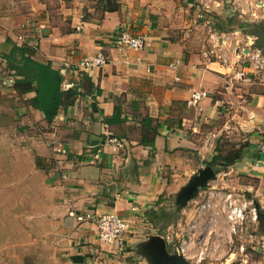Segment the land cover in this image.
<instances>
[{
    "label": "crops",
    "instance_id": "crops-1",
    "mask_svg": "<svg viewBox=\"0 0 264 264\" xmlns=\"http://www.w3.org/2000/svg\"><path fill=\"white\" fill-rule=\"evenodd\" d=\"M225 1L0 0V136L8 137L13 179L43 178L42 191L29 189L18 216L26 222L41 217L36 223L55 230L59 254L51 264H175L169 233L161 229L175 225L166 198L177 193L184 211L200 202L199 193L216 192L213 210L221 209L223 189L206 184L225 171L210 164L224 129L243 137L236 143L243 154L230 167L264 219V70L253 73L243 56L257 39L254 29L246 34L218 25ZM122 29L147 34L152 44L119 49L114 37ZM212 49L227 62L209 58ZM98 52L110 57L105 66L80 68L84 55ZM27 56L63 76V103L52 122L35 107V91L19 93L2 75V69L14 73L12 64ZM240 69L250 79H234ZM194 90L209 96L190 105ZM108 135L123 144L107 143ZM53 142L63 144L65 153L53 152ZM208 166L215 176L186 204L180 202L183 189ZM246 176L257 182L240 183ZM71 209L116 210L133 226L126 247L104 243L94 223L78 222Z\"/></svg>",
    "mask_w": 264,
    "mask_h": 264
},
{
    "label": "rangeland",
    "instance_id": "rangeland-1",
    "mask_svg": "<svg viewBox=\"0 0 264 264\" xmlns=\"http://www.w3.org/2000/svg\"><path fill=\"white\" fill-rule=\"evenodd\" d=\"M262 3L264 0L225 1L221 6L222 11H220L218 25L222 30L240 29L246 34L254 29L255 37H257V30L258 32L261 30L260 25L264 20V5ZM236 35L233 33L232 38ZM242 43L245 45V40ZM218 138H220L221 151L228 153L234 148L236 149V143L241 142L243 137L240 134L235 136V129L233 132L224 129L219 133ZM8 145V137L0 136V264H51L55 255L59 254L57 238L54 237L55 230H45L42 223H36L35 220H39L41 217L33 218L32 222H26L22 216H18L24 212L27 206V196L31 195L28 194V191H42L43 178L13 179V169L9 166ZM179 175L184 174L182 172ZM237 175L236 170L229 167L217 174L216 179L219 182L214 181L216 179H210L211 183H207L206 188L217 185L219 187L217 190L247 189L237 185ZM244 177L240 179V183L257 182L254 178ZM189 182L188 178L184 185ZM177 189L180 191L181 187L179 186ZM200 189L202 190V188ZM205 194L199 193L198 200L200 202L206 198ZM247 196L251 197L249 194ZM176 199L177 193L168 195L164 204L166 210L173 213L175 225L172 228L167 225L161 229L165 233L177 231L180 239H183L187 233L188 223L194 217L198 205H196V201L192 202L188 205L189 210L183 211L178 208ZM223 206L222 203L221 209L217 208L210 212V215L207 214L204 217L205 234L214 244V248L212 254L207 256L202 264H264V247H262L263 240L260 236L264 234V219L261 213L260 224L252 226L249 231L243 230L235 235L231 224L228 223ZM251 233L258 234V237L251 240ZM175 239H179L177 235H175ZM241 243H245L246 246L243 253L240 250Z\"/></svg>",
    "mask_w": 264,
    "mask_h": 264
},
{
    "label": "built area",
    "instance_id": "built-area-1",
    "mask_svg": "<svg viewBox=\"0 0 264 264\" xmlns=\"http://www.w3.org/2000/svg\"><path fill=\"white\" fill-rule=\"evenodd\" d=\"M79 26L78 28H81ZM219 34L213 32L211 38L213 42H219ZM22 37V36H20ZM228 40V37H224ZM115 45L119 49H134L140 50L150 46L152 42L147 34H133L126 29L118 31L114 37ZM248 53H244L243 56H248L253 73L260 72L264 70V54L258 49L254 42H251L247 46ZM209 58L214 56L227 62L228 58L224 53H219L212 49L210 52H206ZM242 56V55H241ZM110 61V57L104 52H98L93 54L84 55L79 63V66L83 70H89L92 68L105 66ZM69 64H65L62 67V72L66 74V68ZM251 72V73H252ZM250 72L244 69L235 71L234 79L238 80H248L250 79ZM2 75L7 79L9 84L14 85L16 81V76L13 72L8 69H2ZM209 96L206 90H194L191 93V99L189 104H198L203 100V98ZM107 143H113L117 146H121L123 141H121L116 136L108 135L105 139ZM52 144V150L55 153L61 154L65 153L66 148L63 144L55 143ZM100 151V150H99ZM262 158L264 160V142L261 146ZM99 154L96 155L98 157ZM68 177L67 173L62 174V178L66 179ZM222 193L224 200V210L228 223L231 224L232 231L235 235L243 230L249 231L252 226L259 224L260 212L259 207L256 202L249 196H247L246 191L242 188H233L226 190H219ZM216 192L209 193L206 198L196 204V212L194 217L188 223V229L185 237L180 239L177 231H172L167 236L172 241L173 252L176 255H181L185 258L188 264H202L207 256L212 254L214 244L205 234V219L204 217L210 212H213L215 206L214 195ZM69 214L73 216L78 222H92L94 223L98 236L104 243H115L120 249H124L127 244V236L131 232L133 226L131 222L120 215L116 210L110 211L109 213L97 214L92 210L77 211L71 209ZM179 239H175V235ZM251 240H254L257 235L255 233L250 234ZM262 247H264V238L262 239ZM240 250L243 253L246 250L245 243H241Z\"/></svg>",
    "mask_w": 264,
    "mask_h": 264
},
{
    "label": "trees",
    "instance_id": "trees-1",
    "mask_svg": "<svg viewBox=\"0 0 264 264\" xmlns=\"http://www.w3.org/2000/svg\"><path fill=\"white\" fill-rule=\"evenodd\" d=\"M16 81L15 88L20 93L35 91L33 103L35 107L43 110L49 122L54 121L58 110L63 103L64 90H62L63 76L55 70L50 63H41L30 56L25 57L19 64H12ZM243 154V146L236 147L228 153L221 150L210 161L216 167L217 172L226 170ZM38 165L41 162L38 161ZM260 212V210H259Z\"/></svg>",
    "mask_w": 264,
    "mask_h": 264
},
{
    "label": "water",
    "instance_id": "water-1",
    "mask_svg": "<svg viewBox=\"0 0 264 264\" xmlns=\"http://www.w3.org/2000/svg\"><path fill=\"white\" fill-rule=\"evenodd\" d=\"M254 45L260 49L264 54V20L263 24L261 25V30L257 33V39L254 41ZM215 176V170L211 168L210 166L206 167L201 171V174H197L193 177L190 184L183 189V199L182 197L179 199L180 202L183 204H186L188 200L192 199L195 194L199 191V186L204 185L208 182L210 178H213ZM159 239H161V236L156 235L153 238V241L158 242ZM162 250L166 255H168V252L166 250V243L165 241H162ZM173 258H175V264H188V262L185 260V258L181 255H172Z\"/></svg>",
    "mask_w": 264,
    "mask_h": 264
}]
</instances>
